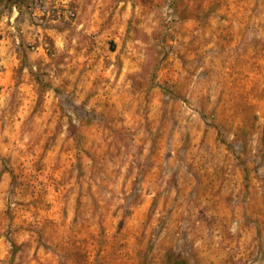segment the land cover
I'll list each match as a JSON object with an SVG mask.
<instances>
[{
    "label": "rangeland",
    "instance_id": "1",
    "mask_svg": "<svg viewBox=\"0 0 264 264\" xmlns=\"http://www.w3.org/2000/svg\"><path fill=\"white\" fill-rule=\"evenodd\" d=\"M0 264H264V0H0Z\"/></svg>",
    "mask_w": 264,
    "mask_h": 264
},
{
    "label": "built area",
    "instance_id": "2",
    "mask_svg": "<svg viewBox=\"0 0 264 264\" xmlns=\"http://www.w3.org/2000/svg\"><path fill=\"white\" fill-rule=\"evenodd\" d=\"M40 2V1H39Z\"/></svg>",
    "mask_w": 264,
    "mask_h": 264
}]
</instances>
